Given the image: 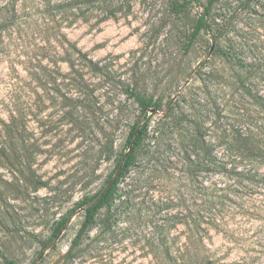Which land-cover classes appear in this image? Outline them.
I'll return each mask as SVG.
<instances>
[{"label": "rangeland", "instance_id": "obj_1", "mask_svg": "<svg viewBox=\"0 0 264 264\" xmlns=\"http://www.w3.org/2000/svg\"><path fill=\"white\" fill-rule=\"evenodd\" d=\"M46 1L0 0V146L9 127L6 152L27 157L21 165L0 158V264H264V182L210 172L191 183L175 139L188 126L176 124L181 112L209 132L236 127L240 82L264 97V0H110L84 19L57 22ZM174 3L185 5L179 14ZM207 7L209 31L190 42ZM61 35L72 45V68ZM126 89L159 105L148 136L169 123V149L151 139L121 196L77 246L82 210L50 242L58 220L104 186L125 148L140 114ZM156 156L175 162L172 174L137 178ZM24 162L40 187L19 173ZM189 217L210 222L196 231Z\"/></svg>", "mask_w": 264, "mask_h": 264}, {"label": "trees", "instance_id": "obj_2", "mask_svg": "<svg viewBox=\"0 0 264 264\" xmlns=\"http://www.w3.org/2000/svg\"><path fill=\"white\" fill-rule=\"evenodd\" d=\"M109 2L110 0H57L54 2L47 0L45 2V9L48 14H51L50 20L57 22L68 15L84 19L92 10H98L102 5ZM14 5L15 3L12 2L11 7L14 8ZM184 6L174 3L171 5V11L179 14L180 8ZM3 10L5 9H1L0 12ZM208 11L209 8L207 7L205 13L196 21L190 35V42L200 31H209V26L205 19ZM4 24L5 21L0 23V33L5 28ZM61 37L66 43V49L62 51V55L69 58L65 62L69 63L72 68V59L70 58L72 55V45L66 41L64 36L61 35ZM73 50L78 54V57L86 61V64L90 68L97 70L96 64L86 60V57L81 55L75 48ZM59 61L63 62L62 59H59ZM238 85L245 97L238 103V108H236L234 119L232 120L236 127L232 125L229 128L209 132V129L203 126V122L194 116H185L181 112L177 117L178 121H176V124L184 121L188 123L184 131L175 133V139L179 140L180 157L178 161L181 162L183 170L186 172L191 183L196 182L201 174L208 175L210 172L224 174L226 178H231L237 182H252L255 179L264 182V170L262 169L264 167V97L259 95L254 86L245 83V81L240 82ZM124 92L127 98L133 99L134 103L137 104L140 113L139 118L129 127L125 148L116 158L115 165L108 175L104 186L94 195L81 198L64 217L58 220L49 238L50 242L62 232L75 211L82 210L84 219L73 241L74 247L77 246L81 236L94 226L96 215L103 209L109 211L115 199L121 196L119 193L120 183L129 175L131 170L135 169L139 156L146 155L149 152L151 139L155 140L156 143L161 140L166 142L164 143L165 147L169 149L170 140L173 139L171 137L163 139V136L168 134L166 131L167 128H170L169 123L159 121L152 135L148 136L149 112L152 110L157 111L159 105L153 102L152 99H145L128 89ZM174 108V105L167 107L168 113L172 112ZM172 126L175 127V125ZM8 129L9 127H6L5 130L7 133L6 145L0 146V158L11 165H13V160L17 158L16 162L19 163L18 165H21L18 159H27L25 154L16 157L15 151L12 148L8 153L6 152L7 147L14 145L13 138ZM161 137L162 139L160 140ZM146 140L148 141L146 142ZM156 147L159 148V146ZM151 158L149 162L152 160L153 163L149 165V162H147L149 165L148 169H146V166L141 172L138 173L136 171V174H139L137 178L147 172L148 174H153L158 171L156 169H159V172L163 175L165 174L167 177L172 174L168 170L173 168L172 166L175 162L169 156ZM23 171L26 173L24 180L32 185L33 188H38L42 185L39 179L35 178L30 165L25 164L19 173L21 174ZM206 190L207 187H205V192H207ZM189 218L188 222L192 224V230L196 231L203 230L201 228L202 223L208 224L210 222L209 217L199 219L198 221H194L191 217ZM175 223H173V227H175ZM110 228L108 226L107 230H110ZM8 264L13 263L9 262Z\"/></svg>", "mask_w": 264, "mask_h": 264}]
</instances>
